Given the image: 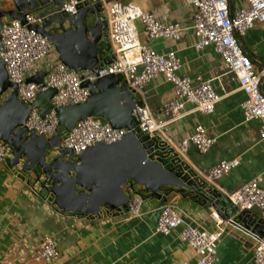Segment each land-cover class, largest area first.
<instances>
[{"label": "built area", "instance_id": "built-area-1", "mask_svg": "<svg viewBox=\"0 0 264 264\" xmlns=\"http://www.w3.org/2000/svg\"><path fill=\"white\" fill-rule=\"evenodd\" d=\"M99 3L101 17L106 22V35L112 53L110 63L99 64L96 69L75 70L64 64L54 44L33 26H44L49 14L34 11L25 14V23L11 18L4 22L1 29L3 59L9 79L17 86L18 98L27 106L32 105L41 92L56 89L51 98L53 110L42 116L38 108H33L24 127L38 135L54 137L58 134L59 119L55 109L62 106L85 102L90 97V90L84 82L95 83L107 75H118L126 87L134 90L140 101L133 110L135 126L132 129L138 136L149 135L167 151L170 159L182 164L193 178L212 188L216 187L224 194L228 202L236 209L237 215L243 212L264 214V187L261 178L256 177L238 189L225 191L219 182L240 164L239 158L222 159L217 164L202 170L188 162L186 154L191 145L200 153H206L215 139L207 134L206 129L196 125L193 133L182 139L177 145L168 137L165 127L180 120L186 114V106L192 105L191 111L205 114L214 112L220 96L215 91L212 80L198 77L197 83L188 76L179 74L182 60L176 51L161 53L153 46L141 41L138 22L142 24L149 40L171 39L179 41L186 28L180 23H166L151 12L142 10L133 3L121 0H65L61 11L69 15L77 14L82 8ZM193 7L192 29L198 50L212 46L228 68L235 75L240 89L246 94L243 113L246 121H261L260 141L264 142V90L262 78L264 69L255 70L252 57L242 46L241 38L257 23L264 24V0H248L245 6L232 9L231 0H191ZM45 71L41 83L29 81L30 78ZM164 77L173 84L175 96L165 101L163 111L167 120L159 119L145 100L144 87L153 80ZM11 93L9 89L3 96ZM47 103L42 104V106ZM130 129L114 128L101 117L89 116L77 123L71 131L62 134L60 146L80 155L97 143L112 144L124 138ZM9 146L0 141V163L7 160ZM170 153V154H169ZM126 193L131 195L126 208L133 216L143 213L145 198L137 185L126 186ZM216 229L209 231L188 223L182 212L171 205H163L157 216L155 230L168 235L182 226L181 237L194 251L195 263L215 264L218 260V245L227 225L242 229L244 225L235 218L224 220L218 212H212ZM246 230V229H245ZM253 240V255L256 264H264V234L246 230ZM60 255L57 241L52 236H45L35 250L32 260L20 264H53Z\"/></svg>", "mask_w": 264, "mask_h": 264}, {"label": "crops", "instance_id": "crops-1", "mask_svg": "<svg viewBox=\"0 0 264 264\" xmlns=\"http://www.w3.org/2000/svg\"><path fill=\"white\" fill-rule=\"evenodd\" d=\"M121 1L133 3L166 23L180 22L186 30L179 41L163 38L149 40L143 26L139 24L141 41L161 53L176 51L182 60L179 74L190 77L193 84L197 83L198 77L212 80L215 91L221 97L211 114L191 111L192 105H187V112L182 119L166 125L168 137L177 145L193 133L196 125L201 124L215 141L206 153H200L195 145H191L186 154L188 162L206 170L222 159L239 158V166L220 180L221 189H238L256 177L261 178L260 185L264 187L261 121L245 120L242 105L246 94L240 89L237 77L228 72L226 64L214 48L208 46L198 50L195 47L191 0ZM247 2L231 0V7L237 9ZM12 9H15L13 0H0V10ZM10 19L6 17L4 22ZM65 26L71 25L66 23ZM104 35L107 38L106 28ZM241 43L252 57L255 70H263L264 24L257 23L247 31ZM103 57L112 59L105 56V53ZM144 95L155 116L167 120L162 105L174 98L173 84L160 77L145 85ZM30 179L29 176L22 178L18 168L12 167L7 160L0 163V264L32 260L45 236H52L58 244L60 255L53 264H183L195 263L197 260L192 248L180 235L182 226L168 235L156 232L161 203L146 193L143 194L145 202L141 215L102 210L98 216H87L59 211ZM212 189L214 203L210 206L188 202L186 198L183 199V207L171 206L178 208L188 223L209 231L216 229L212 217L214 211L224 220L233 217L247 226V221L237 215L236 209L221 190L213 186ZM254 214L258 216L256 225L261 222L260 227L264 228V214ZM254 226L245 229L259 232ZM245 229L226 226L218 245V260L215 264H256L253 240Z\"/></svg>", "mask_w": 264, "mask_h": 264}, {"label": "water", "instance_id": "water-1", "mask_svg": "<svg viewBox=\"0 0 264 264\" xmlns=\"http://www.w3.org/2000/svg\"><path fill=\"white\" fill-rule=\"evenodd\" d=\"M13 1L15 9L0 10V49L3 18L25 23V14L34 11L49 14L45 26L33 28L48 37L64 64L76 72L93 70L103 64V54L110 47L104 35L106 22L101 17L99 3L69 15L61 11L65 0ZM90 14L95 15V23L89 21ZM66 23L71 26L66 27ZM106 61L111 62L105 58ZM45 74L41 71L29 81L41 83ZM84 85L90 90L85 102L55 109L59 125L69 132L79 121L96 116L107 120L114 128L126 127L130 131L118 142L97 143L75 155L60 146L61 133L48 138L24 127L33 108H38L42 116L53 110L50 100L56 89L41 92L35 102L27 106L18 98L17 86L9 79L0 58V141L11 149V166L18 168L22 178L29 176L35 185H40L39 191L42 193L44 189L59 211L79 215L98 216L103 209L121 211L126 208L131 199L126 193L128 184L141 185L139 192L156 198L161 206L183 207L184 198L206 206L214 203L211 187L198 182L182 164L170 159L156 140L149 135L138 136L132 130L135 126L133 110L140 101L137 93L126 87L118 75H107L92 84L84 82ZM9 89L11 93L3 100ZM44 103L47 105L42 106ZM257 217L249 212L240 215L248 223L244 228L251 229L255 225V230L264 234L261 222L256 225Z\"/></svg>", "mask_w": 264, "mask_h": 264}, {"label": "rangeland", "instance_id": "rangeland-1", "mask_svg": "<svg viewBox=\"0 0 264 264\" xmlns=\"http://www.w3.org/2000/svg\"><path fill=\"white\" fill-rule=\"evenodd\" d=\"M5 19V18H4ZM3 19V20H4ZM89 21L90 22H92V23H95V15L94 14H90V16H89ZM142 25L141 23H139L138 22V25ZM109 56V57H111L112 58V53H111V50H110V48H109V50H107L106 52H105V56ZM104 61H105V57H103L102 58V60H101V63H104ZM120 77V76H119ZM103 119V118H102ZM103 120H105V119H103ZM58 132L59 133H61V134H63L64 132H65V130H64V128L63 127H59V129H58ZM12 157H13V155H12V152L10 151V150H8V157H7V162L11 165V159H12ZM44 179V178H43ZM42 179V181H46V183L47 184H50L51 183V181H49V180H43ZM38 187L40 188V185H38ZM142 187H141V185H139V184H137V189H141ZM42 193L44 194V195H46V191L44 190V189H42ZM103 210H106V209H103ZM18 264H20V263H18Z\"/></svg>", "mask_w": 264, "mask_h": 264}, {"label": "flooded vegetation", "instance_id": "flooded-vegetation-1", "mask_svg": "<svg viewBox=\"0 0 264 264\" xmlns=\"http://www.w3.org/2000/svg\"><path fill=\"white\" fill-rule=\"evenodd\" d=\"M4 19V18H3ZM4 21V20H3ZM48 21V20H47ZM47 21L45 22L44 26L47 24ZM49 30L55 31L54 29L48 28Z\"/></svg>", "mask_w": 264, "mask_h": 264}]
</instances>
